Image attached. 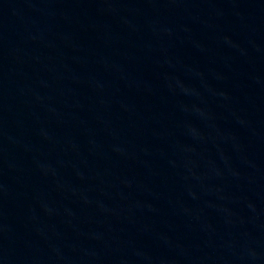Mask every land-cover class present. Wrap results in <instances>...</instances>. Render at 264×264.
Here are the masks:
<instances>
[{"label": "water", "instance_id": "obj_1", "mask_svg": "<svg viewBox=\"0 0 264 264\" xmlns=\"http://www.w3.org/2000/svg\"><path fill=\"white\" fill-rule=\"evenodd\" d=\"M0 264H264V0H0Z\"/></svg>", "mask_w": 264, "mask_h": 264}]
</instances>
